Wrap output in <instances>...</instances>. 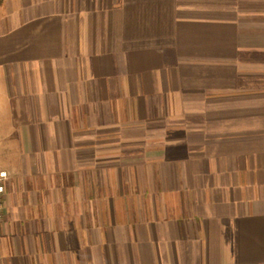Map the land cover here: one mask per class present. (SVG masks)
<instances>
[{
    "label": "crops",
    "instance_id": "crops-1",
    "mask_svg": "<svg viewBox=\"0 0 264 264\" xmlns=\"http://www.w3.org/2000/svg\"><path fill=\"white\" fill-rule=\"evenodd\" d=\"M0 162V264H264V0H4Z\"/></svg>",
    "mask_w": 264,
    "mask_h": 264
},
{
    "label": "built area",
    "instance_id": "built-area-1",
    "mask_svg": "<svg viewBox=\"0 0 264 264\" xmlns=\"http://www.w3.org/2000/svg\"><path fill=\"white\" fill-rule=\"evenodd\" d=\"M7 179H8L7 173L0 172V222L3 219L4 196H5L4 184Z\"/></svg>",
    "mask_w": 264,
    "mask_h": 264
},
{
    "label": "trees",
    "instance_id": "trees-1",
    "mask_svg": "<svg viewBox=\"0 0 264 264\" xmlns=\"http://www.w3.org/2000/svg\"><path fill=\"white\" fill-rule=\"evenodd\" d=\"M4 0H0V4L3 2Z\"/></svg>",
    "mask_w": 264,
    "mask_h": 264
},
{
    "label": "rangeland",
    "instance_id": "rangeland-1",
    "mask_svg": "<svg viewBox=\"0 0 264 264\" xmlns=\"http://www.w3.org/2000/svg\"><path fill=\"white\" fill-rule=\"evenodd\" d=\"M1 163V162H0Z\"/></svg>",
    "mask_w": 264,
    "mask_h": 264
}]
</instances>
